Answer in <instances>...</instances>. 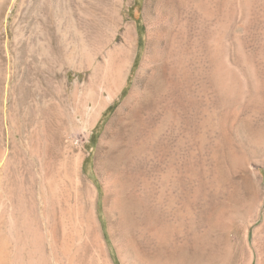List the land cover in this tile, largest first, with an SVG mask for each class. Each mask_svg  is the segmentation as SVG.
I'll return each mask as SVG.
<instances>
[{
    "label": "rangeland",
    "instance_id": "1",
    "mask_svg": "<svg viewBox=\"0 0 264 264\" xmlns=\"http://www.w3.org/2000/svg\"><path fill=\"white\" fill-rule=\"evenodd\" d=\"M154 1L0 0V264H247L240 236L264 245V0H165L161 73L116 117Z\"/></svg>",
    "mask_w": 264,
    "mask_h": 264
},
{
    "label": "bare ground",
    "instance_id": "2",
    "mask_svg": "<svg viewBox=\"0 0 264 264\" xmlns=\"http://www.w3.org/2000/svg\"><path fill=\"white\" fill-rule=\"evenodd\" d=\"M157 1H158V3H157L158 5L157 6L155 5V7H157V12L154 14L155 16L153 14H151L150 10L145 11L147 25H148V36H149L148 54L146 55L142 65H141V70H140L137 82L134 85L133 89L131 90L130 96L124 102V104L119 108V110L116 114V117H119V116L121 117L123 115V116H127L128 118L129 117L135 118L136 114L138 113L141 98L143 96H145L147 91H149L148 88H149L150 83L154 81V78L157 75H159V73H161V72H159L160 67H161V69L163 68L162 65L160 66L158 64V61L156 60V57L154 56V54L155 53L157 54L159 52L158 49H159V46L161 45L160 44V42L162 40L161 39L162 38L161 37V30H162L161 29V17L159 14L160 12L158 13V11H159V9H161L160 6L165 0H157ZM122 4H123V2H122ZM152 5H154V4H152ZM133 33H134V30L131 27L126 29V34H124L125 35L124 45L120 48L121 53H123L124 55H127L129 49L131 48L130 42H131V40L134 39ZM114 40H117V36L114 37ZM156 56L159 57L158 54ZM132 66H133V60L130 63L129 68L127 69V71L125 73L120 72L118 74L116 80L114 81L113 85L111 86V89L108 91V97L103 99L100 102L99 107L97 108V110L94 114L93 119L95 120V122H97L99 120V118L102 116L103 112L107 109V107L111 103H114L115 100L117 98H119V96L123 92L125 86L127 85L129 72H130ZM120 119H123V118H120ZM116 121H117V119H114L110 123V125L108 126V129L106 131L104 139L106 137H109L108 134H111V133H109L110 130L112 128H115L114 125H115ZM117 127H118V125H117ZM104 164L102 162L99 163V170H100V173L102 175V179H103V182L105 184L106 191H107L108 195L111 196V198L113 199V202H112L113 203V206H112L113 211L119 212L120 210H122L121 208H122L123 203H122V199H121V196L119 193L118 180H117L116 175L110 174L107 171H105L104 170L105 167L103 169ZM248 234H249V232H246L245 235L240 236L241 237L240 239L243 240L244 242H247V245H248L250 256H249V261L247 264H254L255 260H257L256 264H264V245L256 248V251H254L248 243ZM167 243H169V242H167Z\"/></svg>",
    "mask_w": 264,
    "mask_h": 264
}]
</instances>
